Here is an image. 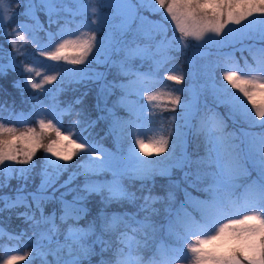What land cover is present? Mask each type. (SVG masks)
Here are the masks:
<instances>
[{"label": "snow or ice", "instance_id": "snow-or-ice-1", "mask_svg": "<svg viewBox=\"0 0 264 264\" xmlns=\"http://www.w3.org/2000/svg\"><path fill=\"white\" fill-rule=\"evenodd\" d=\"M41 2L48 10L51 22L52 15L58 13L60 9L54 0ZM141 5H146L151 12L159 14L160 19L148 21L146 17H139L141 26L136 29L131 40L126 36L131 31L130 21L136 18L137 11L130 0H116L115 6L120 10L122 18L119 24L114 26L116 31L110 32L104 38H98L97 35L106 23L100 10L105 5L101 4L100 0L84 2L77 0L74 10L64 6V11L71 12V18H65V25L55 34L61 37L59 43L51 50L39 53L48 61H63L71 65L90 63L91 59L98 58L99 55H104L108 59L113 53H123L120 61L122 69L136 57L152 61L147 72H132L128 69L125 74L134 76L135 79L130 80L127 85H119L126 93L134 92L138 97L143 93L144 99L148 102L147 104L140 103L139 100L128 102L130 118L117 121L114 125V130L118 132L117 139L127 142L126 155L122 159L129 164L120 170L113 169L111 164L113 154L90 141L83 135V129L77 133L70 128H63L61 118L65 114H70V107L60 108L58 104L53 103L44 108L34 96L32 99L37 102L33 104L31 112L27 115L20 113L15 117L10 112L7 119L11 121L15 118L17 123L26 124L33 116H37L39 118L36 119L35 127H27L21 131L9 126L4 122V118L0 117V173L7 177L18 172L27 179V174L35 167L33 161L37 151L43 150L45 153L41 172L43 191L55 184V178L69 167V161L78 154H87L88 159L77 165L83 169L82 174L86 177L84 185L86 192L101 194L104 203L114 199H127L132 202L136 199L135 194L124 188L122 178L145 180L157 173L166 174L168 167L171 166L158 165L171 158L177 143H183L185 134L181 132L182 126L179 123L183 120L184 126L194 128L195 134L198 137L202 136L205 141L207 155L201 157L197 163L204 164L206 170L201 172L198 169L196 179L199 180L202 176L211 179V183L203 189L208 194L206 199H197L185 193L188 203L192 205L197 215L188 211L178 212L174 219L168 221L167 234L171 238L170 242L157 243L158 229L150 214H146L143 219H136L134 214L109 216L102 213L98 217L100 235L91 243L89 237L95 234L94 225H89L88 229L69 226L64 244L60 245L57 241L56 251L68 248L71 259L62 262L58 259L57 264H81L83 259L94 254L95 243L101 244L102 253L105 251L111 253L110 258L101 259L100 264H178L182 260L186 264H264V48L258 50L259 55H253L251 64L245 60L241 65L231 55L205 62L202 65L203 82L199 85V92L192 85L187 88L175 87L174 85H182L188 74L175 64L166 67L174 60V57L169 55L171 52H180L191 47L219 48L226 44H235L254 33H258L264 40V0H141ZM33 7L30 6L26 14H31ZM9 8L10 0L7 3L6 0H0V9L3 12H7ZM14 15V12L10 15L0 13V34L12 35L11 32L3 30L5 21H11ZM73 24L74 29L68 27ZM169 25H174L170 38ZM229 25L239 27L230 28ZM36 27H39L38 22ZM14 31L19 40H25L27 33L30 41L40 46L35 27L18 23ZM176 33H179V36ZM138 35L149 40H155L159 36L157 51H163L164 56L155 59L150 54L149 46L142 47L137 42ZM48 36V44L41 47L47 48L52 43L54 34L49 33ZM191 41H196L197 44L194 46ZM9 43L15 55H25L21 51L23 44H18L16 39L9 40ZM4 55V50L0 49V57ZM15 55L7 53L9 66L14 68ZM2 67L0 65V68ZM49 68L56 69L54 75L46 74ZM24 71L29 74L27 84L33 89L53 92L52 89H45V84L57 81L58 77H61L62 83L65 77L82 76L84 70L61 69L58 65L43 67L25 65ZM162 71H166L167 74L161 76ZM32 73L35 75L32 76ZM218 73L222 79L218 78ZM37 77H42L39 82L36 81ZM164 81H171L174 84L167 85ZM206 90L212 93L218 105H223L229 110L234 122H241L250 129L258 127L261 131L242 130L241 135L237 137L235 132L226 131L227 125L216 111L209 108L201 113V109L194 101L182 100L181 95L177 94L190 92L195 100ZM58 91V88L55 89V92ZM177 108L181 109V112L177 113ZM2 111L0 108V112ZM165 112L172 115L166 117ZM157 120L159 126L152 127ZM193 120L197 121L196 125L192 124ZM79 123L80 121H76L73 126H78ZM53 136L55 138H52ZM169 137H172L171 144ZM101 152L104 153L103 158L98 155ZM165 152H168V156L161 161L145 160L140 156V153L144 156L152 154L159 156ZM58 160L64 163H57ZM17 164L27 167H14ZM49 168L53 171L50 172ZM249 168L256 171L257 179L243 184L238 183L241 179L246 180L249 177ZM105 171L112 172L111 181L99 182L88 179L89 174L95 175ZM241 188L243 191L237 192ZM105 191L107 197L104 196ZM31 195L36 202V208L41 212L40 219H36L35 212L31 215L28 212L21 215L33 221L34 226L50 225L40 233V239L33 246V251L39 254L43 240H47L49 244L53 242L57 226L51 217L43 215L41 207V202L50 197ZM169 197L171 198V193ZM0 199L5 201L6 208L18 204L29 207L23 195L18 194L15 200L7 197ZM81 199L83 197L78 196L74 198L73 204L64 203L62 221L67 218H80L85 210L77 207L75 201ZM143 199L144 204L140 205V210L155 212L156 209L151 208L150 202L158 198L145 196ZM181 208L183 209V205ZM5 235L9 241H21L25 234L5 233L4 229L0 228V239ZM104 235H108L109 239H102ZM34 236L28 237L27 242L32 243ZM0 251L7 254L19 250L16 247H0ZM144 252H150L151 256L145 259L142 255ZM31 255L32 253L28 251L22 255L7 254L2 264H22Z\"/></svg>", "mask_w": 264, "mask_h": 264}, {"label": "rangeland", "instance_id": "rangeland-1", "mask_svg": "<svg viewBox=\"0 0 264 264\" xmlns=\"http://www.w3.org/2000/svg\"><path fill=\"white\" fill-rule=\"evenodd\" d=\"M9 0H6V3ZM57 3V8L60 9L58 13H54L51 17V22L49 19V13L44 3L41 0H10V8L7 12H3L0 9V13L5 15H10L12 12L15 13L11 21H5L4 32H11L12 35L0 34V49L4 50L5 55L0 57V73L7 74L11 82L12 87L17 88L18 97H13L16 91L13 89H8V92L0 86V108L3 109L0 112V117L4 118V122L8 123L11 127H16L18 130H25L27 127H35L36 119L39 117L33 116L26 124L17 123L15 118L9 121V113L18 115L20 113H27L32 111V106L37 101L32 99V97H37L42 103L44 108H48L53 103L58 104L60 108L71 109L70 114H65L62 116V123L64 129H71L73 132L79 133L83 129V135L88 137L90 141L97 143V145L106 150L108 153H112L111 164L113 169L120 170L124 168L128 161L122 159L126 155L127 142L123 140H118V132L114 130V125L117 121H124L130 118L131 114L128 107V102L139 100L140 103L147 104L148 102L144 99V94L142 93L139 97L135 95L134 92L126 93L125 90L119 85H127L130 80H134V76L126 75L125 72L131 69L132 72H147L152 64L149 59H141L136 57L130 62L124 65L122 69L120 67V61L123 58V53H113L106 59L104 55H99L98 58L91 59V62H86L82 65H71L65 64L63 61L52 62L46 60L45 57L41 56L40 51H48L55 47L56 43H59L61 37L55 35L60 31V28L65 25V18H71L70 11H64L63 7L66 6L70 10H74L77 5V0H54ZM84 2V0H80ZM131 4L136 6L137 16L135 19L130 21L131 31L128 32L126 38L128 40L132 39L133 34L136 29L141 26V21L139 17H146L148 21H158L160 19L159 14L153 13L149 10L146 5H141V0H130ZM100 3L105 5L102 7L101 13L105 17L106 23L102 30L97 33L98 38H104L109 35L110 32H115V25L119 24L121 20L120 10L115 6L116 0H100ZM30 6L32 8L31 14H26L27 9ZM158 7V6H157ZM79 19V17H77ZM37 22L39 27L37 26ZM18 23L27 24L36 28V36L39 40V45H36L30 41L29 35L25 34V40H19L15 35V25ZM70 28H75V25H69ZM146 28L147 25H144ZM230 28H238V25H229ZM169 38L172 35L171 28L174 25H169ZM52 33L53 41L47 47L43 48L42 45L48 44L49 36ZM78 34V33H77ZM179 36V33H176ZM66 38V37H65ZM16 39L18 44H23L21 51L25 55H15L13 48L9 40ZM160 37L157 36L155 40H149L143 36H137V42L143 46L150 47V54L155 59H160L164 56L163 51H157V43ZM27 41V42H26ZM192 45H196V41H191ZM134 46V45H133ZM264 48V40L259 37L258 33H254L247 38L240 40L235 44H226L223 47L217 48L216 46H209L205 49H198L196 47H191L189 49H184L180 52H171L169 55L174 57V60L169 63L166 67H172L173 64L183 69L185 73L188 74V78L183 82L182 85H174L175 87H188L192 85L197 92H199V85L203 82L201 76L202 65L209 60L223 59L226 55H231L241 65L247 60L250 64L253 63V55H259L258 50ZM250 49V50H249ZM7 53H12L15 55L16 67L9 66V59ZM203 53V54H202ZM191 61V63L189 62ZM25 65L43 67L44 65H58L59 68H78L83 69L82 76L72 78L71 76L63 78L61 83V77L57 78V81H53L51 84H45V89H52L53 92L42 91L40 89H33L31 85L27 84L29 79V74L24 71ZM56 69L49 68L47 70L48 75H54ZM166 71L161 72V76L166 75ZM32 76L35 74L32 73ZM42 77H37L36 81ZM218 78L222 79L218 73ZM167 85H173L174 82L164 81ZM226 83V82H225ZM59 89L55 92V89ZM75 88L79 95L70 99V89ZM157 89H153L156 91ZM55 98L53 99V95ZM181 95L182 100L188 99L190 102H195L201 109V113L207 109H213L216 111L220 117L224 120L227 125L226 131L235 132L236 136L239 137L243 131L259 132L260 128H248L247 125L241 122H234L232 117L229 115V110L223 106L218 105L210 91H204L198 97L195 98L190 92L177 93ZM79 101V102H77ZM250 107V106H249ZM181 112V109L177 108V113ZM164 115L170 116L172 113L165 112ZM76 121H80L78 126H73ZM181 127V132L184 133L183 143H177L175 152L172 154L171 158L164 161V163L158 165V167H168V172L166 174H155L150 179H135L124 177L122 178V184L124 188L130 192L134 193L136 199L129 202L127 199L121 200H111L108 203H104L101 194L99 193H87L84 185L86 183V177L82 174L83 169L78 168L77 165L88 159L87 154H78L73 160L68 162L69 167L61 171L58 178H55V173H53L56 182L60 178L64 177V181L58 183L62 186L60 195H68L71 199L78 196L83 197L81 201H88L95 211L89 213L87 221L82 225H77L67 221H60L55 223L57 226V233L53 236V242L49 244L47 240L42 241V247L39 250V254L33 251L34 244L40 239V233L43 232L50 225H39L34 226L33 221H30L24 227V236L21 241H9L5 235L0 239V247H16L18 252L7 253V254H23L28 251L32 255L27 261L22 262V264H57L58 259L62 262L64 260L71 259L69 255L68 248H61L57 252V241L60 245L64 244L65 236L67 234L69 226L81 229H88L89 225L95 226V234L89 237V243L96 239L97 235H100L99 220L98 217L102 213H106L111 216L113 214H124L129 215L134 214L136 219H143L146 214L152 216V220L156 225L158 231L156 234V241H164L169 243L171 238L167 234V225L169 219H174L178 212L188 211L193 215H197L192 205L188 203V198L185 193H189L191 197L197 199H206L208 194L203 191L204 188L211 183V179L206 176H202L201 179H196L197 170L201 172L206 170L204 164H198L197 161L201 157H205L206 147L205 141L202 136H197L195 134L194 128L184 126V121H179ZM193 125L197 124L196 120L192 121ZM159 121H155L152 127H158ZM91 128L90 131L87 129ZM39 131V129L37 128ZM67 134V133H65ZM52 138H55L54 136ZM170 144L172 142V137H169ZM47 142V141H46ZM239 143V140L236 141ZM59 147V146H57ZM171 151V148H169ZM139 153V149H137ZM50 155V154H49ZM102 158L104 153H98ZM45 153L43 150H38L36 156L34 157L35 167L30 173L27 174V179L20 176L18 172L12 173L10 176H5V174L0 173V189L7 186L10 181H15L17 184L19 182H27L33 186L37 182V189L41 190L42 183V169H43V157ZM142 159L145 160H164V157L168 156V152L161 155L152 154L151 156H144L140 153ZM56 159L55 157H51ZM57 163H64L62 160H58ZM180 165V166H175ZM16 168L27 167L26 165H14ZM186 169L187 172H183ZM49 171L53 170L49 168ZM250 175L245 179H241L238 183H247L251 180L257 179V173L255 170L249 168ZM188 174L187 176L185 174ZM179 174H182L180 177ZM89 180L107 182L113 179L111 171L101 172L99 174H89ZM55 182V183H56ZM67 182V183H65ZM42 191V190H41ZM44 191V190H43ZM243 189H238L237 192H242ZM171 193V198L169 194ZM107 192H104V196L107 197ZM151 196L157 197L154 201H151V208L156 209L155 212L141 211L140 205L144 204V197ZM80 201V200H79ZM183 205V209L181 206ZM246 214V213H245ZM41 215L35 216L37 220L40 219ZM45 217H50L44 215ZM35 233V236H34ZM32 243H28V237H33ZM104 240H108L109 236L104 235L102 237ZM94 254L89 256L87 259H83L81 264H100L101 259L107 260L110 258L111 253L109 251L101 252V244H93ZM185 252L187 251L186 245L184 246ZM5 252L0 251V264H2L3 259L7 255ZM142 255L147 259L151 256L150 252H144ZM178 264H186L185 261H179Z\"/></svg>", "mask_w": 264, "mask_h": 264}, {"label": "trees", "instance_id": "trees-1", "mask_svg": "<svg viewBox=\"0 0 264 264\" xmlns=\"http://www.w3.org/2000/svg\"><path fill=\"white\" fill-rule=\"evenodd\" d=\"M3 74L4 73H0V86H2L6 92H8V89H13L14 91H16V95L13 97H18L17 88L12 87L10 85L11 80L9 76H7V74ZM69 93L70 99L76 98L79 94L75 88L70 89ZM87 130L90 131L91 128H88ZM185 171L187 172L186 169H183V172ZM179 176L181 177L182 174H179ZM64 180V177L60 178L58 182L52 185V187L46 188L44 191L37 189V182H35L32 186L30 184H27L26 181L19 182L18 184L15 181H10L6 187L0 189V197H7L10 200H15L18 194L23 195L26 197V202L29 207L26 208L24 204H18L12 208H6L4 206L5 201L3 199H0V209H2V211H0V228H3L5 233L20 234L22 233L24 225L31 221L26 219L25 216L21 215V213L28 212L31 215L32 212H35V216L41 215V212L36 208V202L33 201L31 194L50 197V199L41 202L43 215H48L55 221L61 220V216L63 215L64 203H74V200L71 199L68 195H60L62 186L60 187L58 183H61ZM18 190L20 191L18 192ZM75 203L77 207H82L85 211L81 213L79 219L67 218L64 221H69L81 225L85 223V220L87 219L90 211H95V209L92 206L84 204L80 201H75Z\"/></svg>", "mask_w": 264, "mask_h": 264}]
</instances>
